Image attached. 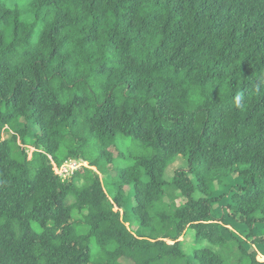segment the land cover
<instances>
[{
  "label": "trees",
  "instance_id": "obj_1",
  "mask_svg": "<svg viewBox=\"0 0 264 264\" xmlns=\"http://www.w3.org/2000/svg\"><path fill=\"white\" fill-rule=\"evenodd\" d=\"M260 228L264 0H0V264H264Z\"/></svg>",
  "mask_w": 264,
  "mask_h": 264
},
{
  "label": "rangeland",
  "instance_id": "obj_2",
  "mask_svg": "<svg viewBox=\"0 0 264 264\" xmlns=\"http://www.w3.org/2000/svg\"><path fill=\"white\" fill-rule=\"evenodd\" d=\"M19 127H22L21 125ZM9 134L10 133H7L5 132L3 134V137L6 139L9 137ZM35 134V129L32 125H30L29 127V134L27 136V140L28 141H31L29 139H31V137ZM29 146H26L25 149L28 151V153L30 154L28 158H31L32 157V154L33 152L35 151H31V148L32 149H35L34 147L30 146V143L29 142H26ZM121 149L123 151V153L125 154L126 158L127 159H120V160H117V163H120L118 164V168H124L128 165H130L132 162H133V157L134 156H138V155H141L142 154V151L140 149H138L136 147V145L134 143H132L131 141H128V142H123L122 145H121ZM177 162V163H176ZM176 163V164H175ZM175 165V166H174ZM180 168H185V163L183 160L181 159H178V161H175L173 163H171L170 165L167 166L165 172H164V178L166 180H169L172 176V174L174 173L175 170L177 169H180ZM100 178H101V183H102V186H103V189L104 191L106 192V194L109 196V197H112V194H113V189L110 185V177L109 176H103V175H100ZM77 185H81L82 184V181L81 180H76L75 181ZM239 184V180L234 177H232L230 180H229V183L227 186L223 187L224 189H217L216 187H213V193L215 195H217L218 193H225V191H227V193L230 191L229 190V187H233V186H238ZM72 202V200H69L67 202V204H70ZM133 204V198H132V194L130 195V198H129V201L126 203V210H129L131 205ZM212 215L213 217H215V215L217 217H221L223 216V214H227L226 213V210L223 207H221L220 209H218L217 211H214V208H216L215 205H213L212 207ZM223 209L225 211H223ZM83 217V214H78L76 212H74L73 214V220L76 221L78 219H81ZM223 223V222H222ZM126 225L127 227L129 228V230L133 233H135L136 235H139V233H141L142 231H140V229L138 228L137 224L132 221V220H127L126 221ZM231 225L233 226V223L231 222ZM235 228V226H233ZM242 228H246L245 225H240V228L239 230H241ZM262 230H259L257 229V236L262 238L264 237V233L262 234V231H264V228H260ZM235 231V233H237L238 235H240V237H244L246 235V233H243V232H240V231ZM246 231H247V228H246ZM245 231V232H246ZM194 236H195V233L194 231H191V230H188L187 234L182 237L180 239L181 241V249L182 251L186 254V256H189V257H192L193 256V250L196 248V247H202L204 245H206L207 243L206 242H200V241H196L194 239ZM226 239H230V237L228 236H225ZM196 241V242H195ZM248 244L250 243L251 244V249L255 250V249H258V257L257 259L259 261H264V258L262 256H264V247L259 249L258 248V245L254 242H252L251 239H248ZM216 250V249H215ZM218 251V250H216ZM223 254L226 256L227 254L225 252H223ZM260 254V255H259ZM262 255V256H261ZM192 262H193V259H192ZM194 264V262H193Z\"/></svg>",
  "mask_w": 264,
  "mask_h": 264
},
{
  "label": "built area",
  "instance_id": "obj_3",
  "mask_svg": "<svg viewBox=\"0 0 264 264\" xmlns=\"http://www.w3.org/2000/svg\"><path fill=\"white\" fill-rule=\"evenodd\" d=\"M25 146H22L24 149ZM26 150V149H25ZM35 149L31 148V151H34ZM28 157H29V153L26 150ZM52 164V170L54 172V174L58 177H60L62 180H66L68 178H70L77 170L81 169L82 167H86L87 164L83 161H79V160H75V159H70L68 161H65L63 163H61L60 165H56L54 162L51 163Z\"/></svg>",
  "mask_w": 264,
  "mask_h": 264
},
{
  "label": "crops",
  "instance_id": "obj_4",
  "mask_svg": "<svg viewBox=\"0 0 264 264\" xmlns=\"http://www.w3.org/2000/svg\"><path fill=\"white\" fill-rule=\"evenodd\" d=\"M226 203L227 202H225V200H221V201H219L217 204H215V206H216V208H214V211H217L218 209H220L221 207H223L224 206V208H225V210H226ZM224 209H223V211H225ZM227 211V210H226ZM227 213V212H226ZM226 215L225 214H223V216H221V217H223V223H226V225H224V227L226 228V229H229L230 231H233L234 233H235V231L237 230H239V228H240V225H242L240 222H238V221H236V220H231V219H228L227 217H225ZM212 217H213V215H212ZM221 217H217L216 215H215V217H213L214 219H220ZM231 222L233 223V226H235V228L231 225ZM240 232H243V233H246L247 231H246V228H242L241 230H239ZM246 231V232H245ZM187 232H188V230L185 232V234H184V236L187 234ZM264 233V231H262V234ZM235 234H237V233H235ZM238 235V234H237ZM184 236H182V237H184ZM181 237V238H182ZM180 238V239H181ZM183 239V238H182ZM181 239V240H182ZM262 239H264V237H262ZM196 242V241H195ZM202 247H208V245L206 244V245H204V246H202ZM264 247V243H262V244H260V247L258 246V248L260 249L261 248V250H262V248ZM256 251H257V253H259L258 252V249H255ZM260 255V254H259ZM262 256V255H261ZM190 260H192V257H189V256H187ZM263 258H264V256H262Z\"/></svg>",
  "mask_w": 264,
  "mask_h": 264
}]
</instances>
